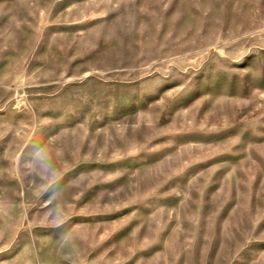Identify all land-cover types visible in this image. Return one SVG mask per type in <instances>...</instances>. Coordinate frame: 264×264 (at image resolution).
Returning a JSON list of instances; mask_svg holds the SVG:
<instances>
[{
    "label": "rangeland",
    "instance_id": "1",
    "mask_svg": "<svg viewBox=\"0 0 264 264\" xmlns=\"http://www.w3.org/2000/svg\"><path fill=\"white\" fill-rule=\"evenodd\" d=\"M0 264H264V0H0Z\"/></svg>",
    "mask_w": 264,
    "mask_h": 264
}]
</instances>
